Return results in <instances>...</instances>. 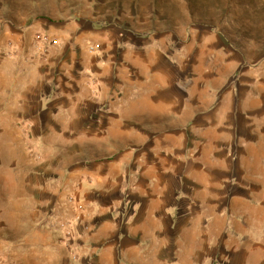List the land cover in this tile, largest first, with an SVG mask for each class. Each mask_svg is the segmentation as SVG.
<instances>
[{"label": "rangeland", "instance_id": "rangeland-1", "mask_svg": "<svg viewBox=\"0 0 264 264\" xmlns=\"http://www.w3.org/2000/svg\"><path fill=\"white\" fill-rule=\"evenodd\" d=\"M231 183L264 203V0H0V264H157L106 245L153 212L218 264Z\"/></svg>", "mask_w": 264, "mask_h": 264}, {"label": "crops", "instance_id": "crops-1", "mask_svg": "<svg viewBox=\"0 0 264 264\" xmlns=\"http://www.w3.org/2000/svg\"><path fill=\"white\" fill-rule=\"evenodd\" d=\"M236 120H238L237 114H235ZM239 122V120H238ZM225 136V135H224ZM229 137V136H226ZM224 137V138H226ZM227 141H235V137L231 136ZM238 138V137H237ZM237 170L236 166H229L228 172L235 174ZM234 182V181H232ZM224 190V201L222 203V209L215 215H207L205 218L207 221L216 219L220 225V233L218 234V253L222 254L218 264H264V213L259 214L257 201H239L240 190L231 183ZM153 204H160L159 201H151ZM241 202V203H240ZM239 203V204H238ZM264 208V203L260 205ZM252 207V208H251ZM133 215V214H132ZM145 216V217H144ZM168 218L167 228L162 232L160 229V213H151L147 215H133L134 218H142L144 220H151L150 222H157V229H151L149 232L143 235H139L138 232L132 233L125 232L111 236L106 239L109 243L106 245L114 251L115 254L126 252L146 254L151 252L156 255L157 264L162 261V255L169 252L170 257L174 251V254L180 255L181 253H193V244L188 241L187 231L178 232L179 219L180 218H194L192 215L186 214H174L168 212L165 215ZM122 218V216H120ZM203 218V217H202ZM42 224H38L36 227H42ZM35 227V228H36ZM138 226H133L136 228ZM34 228L28 235V244L34 248H50L58 247L59 245L53 244V235L48 232L42 234ZM43 228V227H42ZM44 229V228H43ZM42 229V230H43ZM41 230V231H42ZM45 233H47L45 231ZM205 241V249H197L199 253H208V247L212 243V240L207 236ZM117 259H120L117 257ZM170 264H179L177 258L172 257L169 259ZM125 263L126 259L123 257L119 261Z\"/></svg>", "mask_w": 264, "mask_h": 264}]
</instances>
